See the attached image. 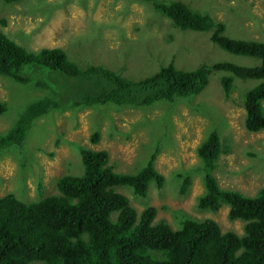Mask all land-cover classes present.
Returning a JSON list of instances; mask_svg holds the SVG:
<instances>
[{"label": "trees", "instance_id": "16d2710c", "mask_svg": "<svg viewBox=\"0 0 264 264\" xmlns=\"http://www.w3.org/2000/svg\"><path fill=\"white\" fill-rule=\"evenodd\" d=\"M143 1L173 26L209 32L222 49L253 57L256 63L216 60L179 67L169 60L145 75L131 76L121 72L123 66L82 65L58 45L28 48L0 31V75L46 89L30 98L14 122L0 131V150L21 146L35 120L52 110L190 101L206 87L213 71L222 72L218 80L225 98L235 78L253 81L241 90L242 122L249 131L264 129V39L232 37L224 21L182 0ZM0 23L5 25L4 17ZM88 39L94 41L91 34ZM6 109L0 100V114ZM99 138L98 130L89 137L94 144ZM155 142L148 155L125 171L115 169L107 149L78 144L81 173L79 169L78 174L57 177L56 193L35 201H23L11 192L0 195V264H264V186L246 195L218 184L213 171L219 154L228 151L218 130L208 131L196 147L203 184L196 205L210 211L227 205L228 218L243 221L241 233L221 230L211 216H192L180 209L173 211L177 221L171 224L156 218L157 208L151 204L138 211L118 190L126 185L133 197L145 198L149 183L163 186L164 176L154 166L161 145ZM191 178L189 172L183 176L179 194L187 192Z\"/></svg>", "mask_w": 264, "mask_h": 264}, {"label": "rangeland", "instance_id": "374dc122", "mask_svg": "<svg viewBox=\"0 0 264 264\" xmlns=\"http://www.w3.org/2000/svg\"><path fill=\"white\" fill-rule=\"evenodd\" d=\"M182 1L224 21L225 32L232 37L264 39V0ZM47 8L52 9L50 14ZM1 17L6 23H0V31L17 43L31 49L58 45L82 65L100 62L111 68L123 66L125 75H145L169 60L179 67L216 60L244 65L257 61L222 49L209 38V32L173 26L143 0H0ZM90 34L93 42L88 39ZM74 35L81 36L75 39ZM221 73L213 71L206 87L190 101L49 111L35 120L21 146L0 150V195L11 192L23 201H35L56 193L57 177L66 172L78 174L79 169L81 173L78 144L107 149L115 169L125 171L129 164L148 155L158 139L161 149L154 166L164 176L163 186L149 183L145 198L133 197L126 185L118 190L138 211L151 204L157 208L156 218L171 224L177 221L173 211L180 209L192 216H211L221 230L241 233L243 221L229 219L227 205L216 211L196 205L203 191L196 147L213 128L228 144L213 171L218 184L246 195L264 186V129L249 131L242 122L241 90L253 81L235 78L230 97L225 98L218 80ZM44 93L45 88L33 83L0 75V100L7 106L0 114V131L14 122L30 98ZM262 106L264 110V100ZM95 130L100 138L94 144L89 137ZM187 172L192 182L185 194H179Z\"/></svg>", "mask_w": 264, "mask_h": 264}, {"label": "clouds", "instance_id": "9594fccd", "mask_svg": "<svg viewBox=\"0 0 264 264\" xmlns=\"http://www.w3.org/2000/svg\"><path fill=\"white\" fill-rule=\"evenodd\" d=\"M216 44V43H215Z\"/></svg>", "mask_w": 264, "mask_h": 264}]
</instances>
